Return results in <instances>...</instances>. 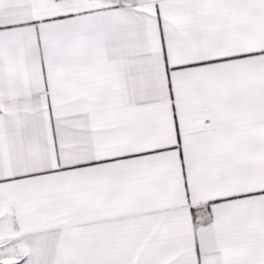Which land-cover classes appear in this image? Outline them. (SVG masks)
<instances>
[{
    "label": "snow or ice",
    "instance_id": "obj_1",
    "mask_svg": "<svg viewBox=\"0 0 264 264\" xmlns=\"http://www.w3.org/2000/svg\"><path fill=\"white\" fill-rule=\"evenodd\" d=\"M0 264H264V0H0Z\"/></svg>",
    "mask_w": 264,
    "mask_h": 264
}]
</instances>
